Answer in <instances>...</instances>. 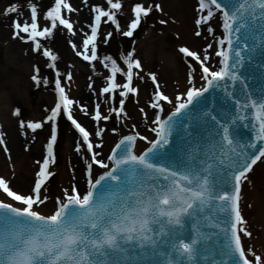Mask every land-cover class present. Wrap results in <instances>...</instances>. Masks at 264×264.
I'll return each mask as SVG.
<instances>
[{"label": "snow or ice", "instance_id": "snow-or-ice-1", "mask_svg": "<svg viewBox=\"0 0 264 264\" xmlns=\"http://www.w3.org/2000/svg\"><path fill=\"white\" fill-rule=\"evenodd\" d=\"M127 3L128 0H104L103 4H93V18L88 24L90 33H84L82 50L70 41L76 55L93 69L96 65L92 62L101 60L109 70L100 93L112 100L119 96L118 107L111 109L116 116L126 115V99L139 94L135 81L144 80L143 65L135 47L118 58L98 55L102 23L110 22L122 36L133 37L151 14L164 13L162 4L155 0H131V15L122 25L121 16L128 12ZM29 6L30 20L12 21L11 39L31 43V51L48 59L47 67L55 73L56 99L42 120L19 121L21 128L27 127L34 133L45 125L50 129L46 154L36 161L38 170L30 190L20 191L13 187L11 179L0 175L3 197L0 198V264H264V252L257 254L244 242L243 238H251L253 233L241 208L242 188L251 183L249 174L258 163H264V87L260 89L262 95L254 97L248 84L254 77L240 72L245 60L252 61L258 51L264 53V0H197L194 35L200 37L204 31L212 34L217 47L213 48V43H207L202 51L179 47V52L189 61L191 86L174 99L161 90L157 73L148 72L154 88L150 106L156 110L151 127L155 138L150 140L138 131L122 135L106 158H99L101 154L95 150L103 141L94 145L93 132L73 114V105L78 101L70 98L62 85L59 56L42 43L51 39L61 26L76 35L66 13L77 9L69 0H50L43 12L47 23L42 25L40 6L35 0H30ZM18 11V5L12 4L6 8L5 15ZM159 23L168 21L160 19ZM214 23L222 29L218 37ZM112 37L113 32L108 31L103 43L108 44ZM213 56L219 58L218 67L211 63ZM197 65L205 86L195 85ZM259 68L264 70V64ZM40 73V67L34 66L31 80L37 87L42 83L48 85V78H42ZM72 75L69 71L66 78L71 80ZM121 77L122 83L118 82ZM261 77L264 78V71ZM228 82L233 89L239 82V97L229 90ZM211 88H222L234 102L237 113L230 118L213 114L211 109L202 114L212 121L211 136L204 146L194 148L196 152L204 151V159L200 160L204 167L166 163V146L174 130L184 124V117L191 118L190 106ZM164 102L174 105L167 116ZM81 109L88 114L86 106L81 105ZM140 111L147 118L145 110ZM14 114L21 116V108L16 107ZM61 117L71 122L81 138L75 151L81 152L86 145V151L91 154L86 166L87 186L84 191L75 183L65 188L62 197H56L53 211L45 214L39 207L49 199L44 193L54 175L51 167L57 161ZM93 119L99 124L110 116L97 103ZM238 121L254 133L243 145L237 139ZM104 130L99 128L95 135L102 136ZM138 138L149 145L139 153ZM0 145L4 152H9L2 132ZM237 147L241 150L236 151ZM93 165L103 169L98 176H94ZM210 209H215V214L208 213ZM205 213L208 214L202 217ZM201 218L210 221L206 227L218 229L213 233L217 239L211 248L207 244L211 236L199 226Z\"/></svg>", "mask_w": 264, "mask_h": 264}, {"label": "bare ground", "instance_id": "bare-ground-1", "mask_svg": "<svg viewBox=\"0 0 264 264\" xmlns=\"http://www.w3.org/2000/svg\"><path fill=\"white\" fill-rule=\"evenodd\" d=\"M71 1L74 4V8L77 9V12L69 14L68 18L71 19L74 24L76 35H73L71 33L69 37L70 41L77 44L81 43V29L86 25L87 10L84 8L85 5L81 3L80 0ZM161 1L163 3L164 12L166 13L168 12L167 10H169V12L172 13L171 15L177 17L176 28H181L183 26L184 33L181 34V37L184 38V41L187 42L188 45H191V47H193V50L202 51V47L207 43H213V45L215 44L213 35H211L210 37L209 35H206V32H202L200 39H197L191 36V32H189L191 28L189 19L196 16V12L194 11V6L196 5V3L194 0ZM130 5L131 0H128V3L125 5V7H130ZM18 8L19 19L24 20L26 19V17L28 18L27 9L25 14L20 6H18ZM42 19L43 16H41V23L43 22ZM192 28L194 29V32L195 28L193 25ZM152 31L153 29L148 30L144 35V39L141 40L140 48H143L145 46V51L143 54V72L147 70L148 65L153 62L154 58L152 48L148 47L147 45V39L151 37ZM11 35L12 28L11 26H9L8 21H5L3 27L0 28V59L1 52H3L2 64L0 65V122L6 144L8 146V149L12 152L11 161L13 162V166L9 168V164L5 163L2 160V156L0 153V175H4L5 177L11 179L14 188L23 192H27L31 188V186L28 185L30 177L33 181L35 172L37 171L35 170V167L30 162V160L38 157V153L43 145L42 141H39L35 149L27 148L26 144L24 143L25 138H23V136H20L18 133V124L20 118L14 114L13 103H16V101L22 102L28 100L27 93L29 94V86L24 85V87H22V79H19L18 75L24 77L26 70H28V67L32 71V67L37 66V64H39L43 70H45V66L43 62L37 60L35 57L28 53V48L25 43L19 40L11 39ZM75 50L76 49L69 48V51L71 53L69 55L70 57L71 55L72 57H76ZM159 57L163 69L168 71V73H160L161 77L159 82L161 88L164 89L165 94L174 99L177 94L184 93L186 89L191 86L188 82V69L182 63V56L180 54L174 55L162 51V54H160ZM80 63H73L69 59L68 62L59 63L58 68L60 72H62L63 70H71L73 74L71 79L72 86L69 87V91L71 88L70 93L73 97H75L76 100L80 102L73 105V112L78 117H80V119H82L83 116L81 115L82 113L80 110V106L85 105L84 103L86 102V100H90V106H92L93 102L90 92L92 91L93 94L97 93L98 88L93 86V88L88 91L87 88L83 87L82 82H80V77L87 73L88 76H96L97 78H102L103 73L96 68L89 71L83 66L82 62ZM195 77V85L198 86L201 79L199 75H195ZM139 89V94L137 96L139 99L138 103L140 104V107H143L145 106V100L150 97L151 88L148 83H144L139 85ZM45 100L47 102H54V95L52 94V92H50V90L48 91V93H46ZM27 106L29 114L28 116L26 115L25 120H37L36 118L41 114H46V111L40 113L38 108H32L31 104L29 103L27 104ZM140 109L141 108H138L136 112L127 114V118L130 116L134 125L139 130L145 131L150 123V120L144 121L138 117L141 114ZM145 112L147 113V115L154 114V112L148 111L146 108ZM85 120L87 122L86 126L89 125L88 129H90L89 131L91 132L95 125L93 123V126L87 119ZM123 123L125 122L121 120L120 124H118V133L121 136L122 134L128 132L126 124L124 126ZM59 134H62V132H59ZM108 137L109 135H105V139H108ZM110 137L112 138L113 135ZM76 140L77 135L73 132V130H71V128L68 129L62 147L64 149L63 152L67 151L66 155H69L72 160V168L71 170H69V168L65 166L64 171L59 174L58 179L60 185H62L64 188H67L68 184L75 183L78 188L82 190V185L85 181L84 165L81 161L78 160L76 153H74L73 151L69 152V150L71 149V144H73ZM141 143L142 142L140 140H137L136 148L143 149V146L145 145L143 143L142 145ZM42 150L44 152V147L42 148ZM97 151L102 152V149L99 148L97 149ZM106 151L104 152V155L106 154ZM13 171L15 172V176H12ZM249 175L251 183H246L242 188L241 208H243L244 210V208L248 206L250 209L255 211V213H253L249 218L245 216L249 222V229L252 231L253 236L251 238L248 237L243 239L246 245L252 247L253 250L257 253H261L264 252V163H258L256 166H254V170ZM1 197L2 196L0 195V198ZM46 202L47 203L43 204L42 207L39 208L40 211L45 212L49 208H54L55 204L51 202L50 198Z\"/></svg>", "mask_w": 264, "mask_h": 264}, {"label": "rangeland", "instance_id": "rangeland-1", "mask_svg": "<svg viewBox=\"0 0 264 264\" xmlns=\"http://www.w3.org/2000/svg\"><path fill=\"white\" fill-rule=\"evenodd\" d=\"M35 2L40 6V11L41 14H43V12L46 11L47 6L50 5V0H35ZM97 2H101L102 4L104 3V0H90L88 4H95ZM148 2H152V0L148 1ZM155 2H159L162 4L163 3L161 0H155ZM12 4H17L18 6H20V8L25 12L26 14V9L27 7H30V0H0V28L3 27L5 21H8L9 26H11V19H18V12L17 13H13L11 15H5V10L7 7H9ZM106 6V5H105ZM84 8H86L87 10V16L86 19H89V7L85 6ZM126 9H128V12L121 16V22L122 25L126 22L128 16H130V10L129 7L127 6ZM168 12H164V13H159V12H154L153 14L150 15V17L146 20V22H144L141 26L140 29H138V31L136 32L134 38L131 39H127L124 36H121L120 33L116 32L114 29V26L111 25V23H107L105 26V31H112L113 32V37L110 39L108 44H104L101 43V45L99 46V50H98V54L99 56L103 57L104 55H112L114 58H118L121 54L126 53L127 51L131 50L132 47L136 48V56L141 60L142 64L144 61V51H145V46L143 48H140L141 46V40L144 39V35L145 33H147L148 30L153 29L152 31V35L149 39H147V45L148 47L152 48V53L154 55L153 58V62L150 63L147 67V70L143 73H141L142 76H144V80H140V79H136V84L140 85V84H144V83H148L149 84V80H148V76L147 73L150 71H154L157 73L158 75V79L160 80L161 74L160 73H168L167 70L163 69V66L161 65V61H160V54H162V51L164 52H168L169 54H174V55H179L178 52V46H182V45H188L187 42L184 41V38L181 37V34L184 33L183 31V26L181 28H176V22H177V17L171 15L172 13L169 12V10H167ZM160 19H166L168 21L167 24H160L159 20ZM192 19L193 17H191L189 19V24L191 25L190 31L192 33ZM45 23H47V21L45 19H43ZM185 29V28H184ZM190 33V34H191ZM192 35V34H191ZM70 38H68L66 32L60 27L56 32L55 35L49 39V40H42V43H44L46 46H49L53 49V51L55 53H57V55L59 56V60H58V64L59 63H64V62H68V60L70 59L71 62L73 63H80V61L75 58V57H71L69 56L71 53L69 51V47H68V43H69ZM133 41L135 42L133 44ZM27 51L30 55H32L33 57H35L37 60H40L41 62L44 63L45 66V70L41 69V77H47L49 80V84L48 85H43V83L37 87L35 85V82L31 80V69L28 67V70H26L24 77L18 75L19 79H22L21 81V85H23L22 87H24V85H28L29 86V94L27 93V97L28 100L26 101H16V103H13V107L14 109L16 107L21 108L22 111V115L19 116L20 119H26V115L28 116V111L27 110V104H31L32 108H38L40 113H43V111L45 112L47 108H50L51 106H54L52 101L47 102L45 100V95L46 93H48V91L50 90V92H52V94L54 95V88H53V84H54V70L49 69L47 67V64L49 63L48 59L43 57L40 53H32L30 51V48L27 47ZM139 48V50H138ZM2 53L1 52V59H0V65L2 64ZM184 58H182V63L185 65L184 62ZM119 62V61H118ZM96 65V69L100 70L103 73L102 78H97L96 76H88V74H84L82 75V77H80V82H82L83 87H87V85L92 84V87H99L100 85H104V79L107 76V70L106 68H104L103 66V62L101 60L92 62ZM81 64V63H80ZM83 66L88 69L89 71L92 70V65L91 64H83ZM71 70H67V71H62L61 72V79H62V84L63 85H70L72 86V82L71 80H68L67 77V72H69ZM119 82H123V78H119ZM20 85V86H21ZM6 86V85H5ZM150 86V84H149ZM69 87V86H67ZM7 89V88H6ZM71 91V88H70ZM72 92H73V87H72ZM151 94L153 93L152 89H151ZM111 104L109 105V110H111V108L113 107H118V100H119V96L116 97L115 100H112L110 97H108ZM149 98H147L145 100V102L148 100ZM139 99L137 97L136 94H132L129 96L128 99H126L125 102V110L127 114H130L132 112H136V110L138 108H140V104L138 103ZM86 105L90 104V100H86V102L84 103ZM127 114H121L120 117L122 116L121 120L124 121L125 123H123V125L127 126L128 131L132 130V126L134 125V123L132 122V119L130 118V116L127 118ZM45 114H41L39 117H37V120H42L44 118ZM139 118L141 117V114L138 116ZM141 119V118H140ZM120 122V120L118 121V116H116V114H112L110 117V120L108 121H102L101 124L102 126L107 128V133L109 134L110 131L113 128H117L116 125H118ZM112 124V125H111ZM60 133L62 132V134H60V138L58 139L57 142V146H56V153H57V161H56V165L55 167H53V172L54 175L51 177V182L50 185H48L47 187V192L50 193L51 191H53L54 189H57V187L59 186V174L64 171L65 166L67 168H69V170H71V165H72V160L70 158V156H65L67 154L66 152H63L64 149L62 147L63 141L65 139L66 136V132L68 129H70V127L68 126V124L65 122L64 118L61 117L60 119ZM113 126V127H112ZM49 132L50 129L48 127V125H45L43 130H37V132H28L27 130L24 129H18V133L20 136H23V138H25V144L27 146V148L30 149H35L36 145L38 144L39 141H42V145L45 148L46 142H47V138L49 136ZM116 136H113L111 139L110 144L115 140ZM74 144V143H73ZM73 144H71V149L69 150V152L72 151V146ZM109 144V145H110ZM42 147V148H43ZM42 148L40 149L39 153H38V157L33 158L30 160V162L33 164V166L35 167V170L37 169L36 166V161L37 160H41V156L43 154V150ZM1 156H2V160L5 163L9 164V168H11V166H13V162L12 160V152L10 151V156L11 159H8L4 154L3 151L0 150ZM44 155V154H43ZM78 160H82L80 155H77ZM28 185L31 186L32 185V178L30 177V181L28 182ZM62 187V186H61ZM59 193H61V191H59ZM244 213L246 215L247 218H249L253 213H255L254 210L250 209L248 206L244 209ZM259 254V253H258Z\"/></svg>", "mask_w": 264, "mask_h": 264}]
</instances>
